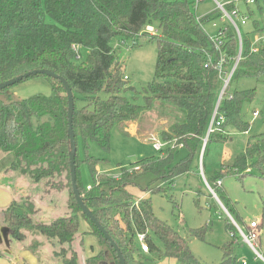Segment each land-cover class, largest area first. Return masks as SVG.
Instances as JSON below:
<instances>
[{
    "label": "trees",
    "instance_id": "trees-1",
    "mask_svg": "<svg viewBox=\"0 0 264 264\" xmlns=\"http://www.w3.org/2000/svg\"><path fill=\"white\" fill-rule=\"evenodd\" d=\"M256 2L259 3L258 0L253 3ZM193 4V0H0V82L38 68L51 69L64 76L74 91L73 126L78 146L80 139L85 143L92 140L109 149L114 124L136 121L155 100L173 103L186 112L185 122H175L161 132L164 141L175 142L173 147L169 145L165 155L143 158L132 169L123 167L119 177L100 172V159L89 154L81 159L77 151L79 190L119 245L127 264H145L143 257L136 255L135 247V237L144 232L150 252L159 257L166 255L183 264H202L193 254L187 238L155 214L152 197L138 198L129 191V186L138 184L145 175H153L152 182L173 183L175 176L191 170L194 155L198 153L200 159L225 84V73L236 64L241 42L234 26L229 24L219 28L215 35L221 33L223 44L218 49L204 25L223 13L211 12L199 18ZM227 9H238L249 20L255 16L251 9L242 12L234 1ZM258 11L264 13V3L259 4ZM252 23V29L246 32L241 26V59L218 106L226 120L214 125L203 155L211 144L228 140L229 125L242 131L250 127L243 105L254 99L256 91L254 88L230 91V87L244 78L264 80V41L259 44L258 51L252 50L255 35L264 33V22L255 18ZM148 25L154 26L156 32L147 31ZM116 36L137 41L145 38L157 43L156 72L144 90L145 105L131 101L125 94L136 88L125 79L111 44ZM80 47L89 50L86 63L76 61ZM222 58L221 72L218 64ZM37 76L48 80L51 96L33 95L20 99L12 92L14 85L0 90V150L15 156L10 168L30 174L36 181L45 180L56 190L69 187L72 193L70 211L50 222H36L32 214L38 208L31 197L14 199L4 210L9 234L21 241L27 238V231H38L54 245H60L56 255L63 264H83L79 252L71 247L69 253V247L65 246L82 234L80 218L83 216L100 244L96 252L92 247L93 254L85 257V264H121L117 251L82 212L74 196L67 91L60 79L46 74L27 79ZM181 149H187L188 155L176 163L175 157ZM81 162L89 166L92 174L94 184L90 188L82 182ZM254 168L264 175V133L256 140L248 141L231 170L222 168L212 181H207L221 201L228 203L230 199L218 180L229 172L239 175L242 180L249 174H257ZM151 183L146 190L159 192ZM231 210L235 208L231 207ZM227 230L233 240L221 246L222 264H238L234 243L239 230L232 222L227 224ZM192 234L204 235L203 232Z\"/></svg>",
    "mask_w": 264,
    "mask_h": 264
},
{
    "label": "rangeland",
    "instance_id": "rangeland-1",
    "mask_svg": "<svg viewBox=\"0 0 264 264\" xmlns=\"http://www.w3.org/2000/svg\"><path fill=\"white\" fill-rule=\"evenodd\" d=\"M219 1H234L237 8L242 12L248 11V9L255 12V16H252L250 20L248 19L247 24L242 25L243 32L252 29V20L255 18L264 22V13L258 11L259 4L264 3V0H258L259 3H249L248 0ZM219 9L216 0H203L195 12L199 17H202L211 12L220 13ZM229 22V18L224 15L205 23L204 28L208 34L215 35L219 28L228 26ZM111 44L116 51L124 74L128 76V84L136 88V90H127L125 94L131 101L145 105L144 96L146 93L144 90L154 79L156 72L158 57L156 41L145 38L138 41L133 38L124 40L123 37L116 36L112 39ZM88 53V48L80 47L76 61L86 63ZM248 88H254L256 95L252 101L245 102L243 105L245 120L250 124L247 131L229 125L228 140L223 143L211 144L205 155L203 154L207 141L206 143L204 141L200 159L198 153L194 155L191 170L175 176L173 183H166L163 180L152 182L155 177L145 175L139 179L138 184L129 186V191L135 196L144 194L146 195L144 197H152V207L155 214L187 238L193 254L202 264H222L224 255L221 246L233 240L227 230L229 222L234 223L235 226V222H237L248 232L247 225L253 219H258L260 223L258 238L260 254H256L251 246L237 234L238 239L234 243V256L237 261L246 260L248 264H264V175L258 172L256 168L254 171L257 174H249L242 180L239 179V175L233 172L224 175L222 187L230 199L228 203L222 202L219 196L217 198L213 194L203 175L204 172L206 179L212 181L215 173L222 168L231 170V165L237 156L245 150L248 141H254L264 133V80L257 81L252 78H244L235 81L231 85L230 91ZM12 92L16 97L23 99L33 95L51 96L52 88L46 78L37 76L17 83L13 86ZM78 105H81V102ZM257 110L260 115L254 117V111ZM185 121L186 112L181 107L167 101L155 100L152 107L144 109L136 121L114 124L111 129L109 149L100 147L92 140L85 143L84 140L80 139L78 146L80 158H86V155L89 154L100 159L98 164L100 172L119 177L123 167L132 169L143 158L165 155L169 145L165 143L161 132L167 130L175 122ZM155 141L164 143L162 151L154 148ZM187 151V149L179 150L175 162L177 163L186 157ZM14 158L15 156L11 153L0 161V171L8 167ZM79 171L86 187L89 184H94L89 166L86 163L81 162ZM23 176L25 178L16 177L14 174L6 175V173L0 175V193L3 195L6 191L13 194L19 189L18 199L27 195L30 196L38 208L32 214L36 222H50L70 211L69 203L72 199V193L69 187L56 190L46 184L45 180L36 181L30 174ZM64 183L67 185L66 179H64ZM150 183L152 187L156 186L159 192L146 190ZM221 202L226 206L222 205ZM5 207L0 202L1 225L3 224V208ZM231 207L235 210H231ZM80 225L82 234L78 235L71 244L66 243L65 246L69 247V253L74 248L83 257L93 254L92 247L95 248V252L99 250L100 244L98 237L92 234V226L83 216L80 218ZM194 232H203L204 235L197 237L192 234ZM26 234L27 237L29 234L34 235V237L20 242L15 240L11 242L12 244L9 242L8 245L6 242L5 245L0 244V251L17 258L26 256L29 262L34 256L36 257L35 264H60L56 255L60 245H54L38 231H27ZM153 239L160 244L156 236L153 235ZM25 247L29 252L25 250ZM135 247L136 255L142 256L145 264H183L172 256L163 255L159 257L156 253H143L137 237H135ZM161 247L163 249V245ZM33 252L36 255H33ZM0 264H9V262L2 261L0 258Z\"/></svg>",
    "mask_w": 264,
    "mask_h": 264
},
{
    "label": "built area",
    "instance_id": "built-area-1",
    "mask_svg": "<svg viewBox=\"0 0 264 264\" xmlns=\"http://www.w3.org/2000/svg\"><path fill=\"white\" fill-rule=\"evenodd\" d=\"M202 1L203 0H193L194 9H197ZM216 1L218 3V7L220 8L219 10L221 11V13H223V16L224 15L227 16L229 18V20H230L229 23L232 24L234 26V28L236 29V31H237V33L239 35V38H240V42H241V44H240L241 48H240V52H239L236 64L234 65V67L231 69L230 72L225 73V78H224L225 84L223 86V88H224L223 95H224V93H225V91H226V89L228 87L229 81H230V79H231V77H232V75L234 73L235 68H236V65L238 64L239 60L241 59V55H242V32H241V26L247 24L249 17L247 15H242L238 9L228 10L227 9V5L229 3H231V1H228V2H222V1H219V0H216ZM248 2L249 3H253L254 0H248ZM199 18H201V17H199ZM146 30L149 31L152 34L156 32V29L152 25H148ZM220 34L211 35V39L213 40V42L215 43V45L217 46L218 49H220L222 44H223V40H222ZM263 41H264V33L255 35V39H254V43H253V46H252V50L254 52L258 51L259 50V46H260L259 44L261 42H263ZM223 59L224 58H222L220 63L218 64V68H219V70L221 72L223 71ZM209 60H210L209 63H211V57H210ZM209 63H207V65ZM125 79H128L127 75H125ZM223 95H222V97H223ZM221 99H220V101H221ZM219 103L217 104V106H216V108L214 110L208 133H210L211 131L214 130V125L218 126V125H220L222 122H224L226 120L225 115L219 111V108H218ZM259 115H260V112L258 110L254 111V117H257ZM165 143H167L168 145H170L172 147L175 145V142H173V144H172L171 141H165ZM153 146H154V148L156 150L162 151L163 147H164V143L160 142V141H155ZM203 175H204V173H203ZM204 178H205V182H206L208 188L213 192V194H216V197H218L215 189L207 181L205 175H204ZM222 183H223V180L219 179L218 180V184L221 185ZM235 223H236V226L238 227L240 237H242L243 240L247 244H249L251 246V248L254 250V252L259 255L260 253L258 251V246L260 244L258 243V238H259V235H260V233H259L260 223H259L258 219H253L250 222V224L248 226V232H246L245 229L242 228L237 222H235ZM137 237H138L139 242L141 244V250L144 251V252H150V246H149V243L146 240L147 233L146 232L138 233ZM238 264H248V262L246 260H240L238 262Z\"/></svg>",
    "mask_w": 264,
    "mask_h": 264
},
{
    "label": "water",
    "instance_id": "water-1",
    "mask_svg": "<svg viewBox=\"0 0 264 264\" xmlns=\"http://www.w3.org/2000/svg\"><path fill=\"white\" fill-rule=\"evenodd\" d=\"M37 74H46L48 76L60 79L62 84L64 85L66 91H67V97H68V133L70 137V167H71V180H72V186H73V192L74 196L80 205L82 212L87 215L91 221L98 227V229L103 233L104 237L111 243V245L114 247V249L117 251V254L119 256L121 264H127L126 259L119 247V245L116 243V241L112 238L110 233L107 231V229L103 226V224L98 220V218L95 216L93 210L86 204L80 190L78 187L77 183V170H76V156H77V151H78V143L76 139V134L74 131V126H73V114H74V109H75V100H74V91L68 82V80L52 71L51 69H46V68H38V69H33L30 71H27L23 74H20L16 77H13L11 79H8L6 81L0 82V90L7 88L9 86L15 85L24 79L29 78L30 76L37 75ZM224 92V88L221 91V95L219 97L218 103L220 102V99L222 98ZM209 133H207L205 143L208 139ZM216 196V194H214ZM222 203V202H221Z\"/></svg>",
    "mask_w": 264,
    "mask_h": 264
},
{
    "label": "crops",
    "instance_id": "crops-1",
    "mask_svg": "<svg viewBox=\"0 0 264 264\" xmlns=\"http://www.w3.org/2000/svg\"><path fill=\"white\" fill-rule=\"evenodd\" d=\"M7 155L9 156L8 153H5V152H3V151L0 150V161L4 160L7 157ZM4 173H6V175L7 174H14V176H16V177L25 178V176H23V175H25V173H22L18 169L10 168V166H8L6 168H3L0 171V175H2ZM204 175H205V173H204ZM90 187H91V184L88 185V188H90ZM14 193L12 194V193H9V192H6V191H4V194L3 195L0 193V196H1L0 202L2 203V205L4 207H5V205L8 206L14 199H18V195L20 193V190L18 189V191H15ZM144 196H146V195L143 194L142 196H137V197H144ZM222 205H224V204L222 203ZM5 209H6V207L3 208V214H2V216H3V224L2 225H1V221H0V227H1L0 228V244H2V245H5V242L8 245L9 242L11 243L12 241H15L16 240V239H13L10 236V234H9L8 226H7V223H6L5 218H4V210ZM0 219H1V213H0ZM33 237H34V235L29 234V236L25 240L32 239ZM16 241H19L20 242V240H16ZM21 241H24V240H21ZM25 250H27V252H29V250L26 247H25ZM143 253H150V252H144L143 251ZM33 255H36V254H34V252H33ZM85 257H86L85 255L82 257V263L83 264H85ZM0 258L2 259V261H8L9 264H35L34 262H36V257H34V256H32V259L30 260L31 262H29V260L27 259L26 256L25 257L24 256H21V257H18L17 258V257L9 256V255L3 253L2 251H0ZM239 261L240 260H238V262ZM60 264H63V262L60 261Z\"/></svg>",
    "mask_w": 264,
    "mask_h": 264
}]
</instances>
